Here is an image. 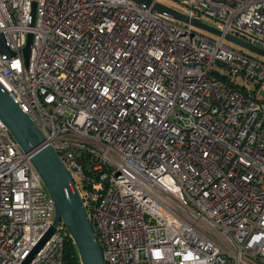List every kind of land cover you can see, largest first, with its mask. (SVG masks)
Instances as JSON below:
<instances>
[{
	"label": "built area",
	"instance_id": "2783aa9c",
	"mask_svg": "<svg viewBox=\"0 0 264 264\" xmlns=\"http://www.w3.org/2000/svg\"><path fill=\"white\" fill-rule=\"evenodd\" d=\"M167 1L223 35L134 0H0V81L72 173L105 264H264V62L224 36L264 49V0ZM55 218L0 119V264ZM68 243L60 220L29 264H66Z\"/></svg>",
	"mask_w": 264,
	"mask_h": 264
},
{
	"label": "water",
	"instance_id": "95a60500",
	"mask_svg": "<svg viewBox=\"0 0 264 264\" xmlns=\"http://www.w3.org/2000/svg\"><path fill=\"white\" fill-rule=\"evenodd\" d=\"M134 1L142 6L152 7L153 10L169 15L172 18L191 23L217 36L223 35V32L216 27L202 22L197 18L187 17L182 12L169 7L163 2L157 0ZM36 9L37 3L33 1L31 25L35 23ZM224 36L226 40L264 57V49L232 34H226ZM32 42L33 34L29 33L27 45L24 48V56L27 64L31 55ZM0 50L11 56L14 55L2 33H0ZM0 119L4 122L23 151L30 155L33 166L40 173L48 192L54 198L56 204L54 225L45 234L23 264H29L34 254L42 248L54 233L55 227L60 220H63L67 230L74 239L81 264H105L101 245L93 229L84 201L73 180L72 173L65 166L58 152L50 144L45 142L43 132L30 118L28 113L22 109L1 81Z\"/></svg>",
	"mask_w": 264,
	"mask_h": 264
},
{
	"label": "rangeland",
	"instance_id": "374dc122",
	"mask_svg": "<svg viewBox=\"0 0 264 264\" xmlns=\"http://www.w3.org/2000/svg\"><path fill=\"white\" fill-rule=\"evenodd\" d=\"M162 1H164V3H165L166 5H168L169 7L174 8V9H177V10H180V11H184V10H185L181 5H179V4H177V3L170 2V1H167V0H162ZM204 22L207 23V24H210V25H215V23H214L213 21H211V20H209V21H206V20H205ZM197 30H198L199 32H201L202 34H205L207 37H210V38H213V39H217V38H219L217 35L212 34V33H210V32H207V31H204V30H202V29H197ZM225 44H226L228 47L232 48V49H235V50H237V51L243 52V53H245V54H247V55H249V56H252V57H254V58H256V59H258V60L264 62V57H262V56H260V55H258V54H256V53H254V52H252V51H250V50H248V49H245V48H243V47H241V46H239V45H237V44H235V43H233V42H230V41H228V40H225ZM215 68L218 69V70L221 69L222 72L225 73V74L229 73V71H227V68L223 67V66H222L221 64H219V63H216V64H215Z\"/></svg>",
	"mask_w": 264,
	"mask_h": 264
},
{
	"label": "trees",
	"instance_id": "16d2710c",
	"mask_svg": "<svg viewBox=\"0 0 264 264\" xmlns=\"http://www.w3.org/2000/svg\"><path fill=\"white\" fill-rule=\"evenodd\" d=\"M66 264H79L78 253L72 243H68L66 246Z\"/></svg>",
	"mask_w": 264,
	"mask_h": 264
}]
</instances>
